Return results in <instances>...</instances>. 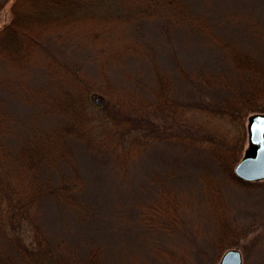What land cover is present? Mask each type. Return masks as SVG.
Wrapping results in <instances>:
<instances>
[{"label":"rangeland","instance_id":"374dc122","mask_svg":"<svg viewBox=\"0 0 264 264\" xmlns=\"http://www.w3.org/2000/svg\"><path fill=\"white\" fill-rule=\"evenodd\" d=\"M0 1L1 29L14 14L10 9L13 0ZM180 1L189 15L186 21L172 15L144 16L131 31L146 56L171 79L169 98L183 107L202 109L231 93L205 80L233 70L222 42L264 64V0ZM38 50L45 58L78 67L89 80L99 74L93 48L77 49L44 35L38 40ZM102 67L119 90L129 87L126 77L140 73L148 78L150 74L145 56H128L125 71H117L107 61ZM30 72L31 81L42 79L40 69ZM0 100L15 116L1 136L4 150L15 159L18 147L37 135L30 117L36 108L24 101L18 88L0 86ZM92 100L96 101L95 96ZM109 103L103 113L108 115L104 124L110 131L134 124L157 137L125 161L115 159L106 149L93 151L78 137H68L75 171L60 165V171L51 169L46 174L53 183L74 192L73 198L80 202L69 206L55 194H43L32 216L4 206L0 250L10 251L6 237H13L21 244L19 250L38 256L44 264H82L94 246L100 248L105 264H217L226 249L235 248L241 253L240 264H264V179L248 183L240 179L242 185L238 184L210 159L207 144L191 141L200 133L193 125L202 123L206 132L222 136L216 141L222 146L235 138L236 123L193 108L180 111L185 123H177L161 111L125 114L114 111ZM252 113L242 122L244 148L247 118ZM76 180L80 185L72 186Z\"/></svg>","mask_w":264,"mask_h":264},{"label":"trees","instance_id":"16d2710c","mask_svg":"<svg viewBox=\"0 0 264 264\" xmlns=\"http://www.w3.org/2000/svg\"><path fill=\"white\" fill-rule=\"evenodd\" d=\"M182 3L180 0H13L10 6L13 20L0 29V60L3 62L0 86L10 90L18 88L24 101L37 109L30 117L38 132L36 137L18 147L13 155H17L15 159H10L1 136L7 133L15 116L0 100V221L6 205L32 216L43 194H55L62 201H68L69 206L80 202L73 198L74 192L53 183L46 174L51 169L60 171V165L75 171L68 137L82 139L95 152L106 149L119 161L138 153L149 140L157 137L134 124L116 133L110 131L104 124L108 115L103 113L108 101L114 111L125 114L136 111L144 115L161 111L177 123H185L180 111L191 108L215 118L228 117L239 127L233 140L219 146L218 137L222 136L208 133L204 124L196 123L193 127L200 133L192 136L191 141L207 144L210 159L219 164L226 176L242 185L233 167L245 149L242 122L249 113L264 111V64L249 53L231 47L235 45L222 42L233 70H229L228 75L217 73L205 80L208 85L213 82L229 89L228 97L218 103L208 102L203 110L183 107L169 98L173 87L171 79L165 71H159L151 57L146 56L145 49L142 51L134 40L131 26L144 16L172 15L178 21H186L189 15ZM2 4L0 1V6ZM44 35L67 41L77 49L93 48L98 76L89 80L78 67L45 58L38 50V40ZM128 56L135 59L145 56L150 67L149 77L143 78L140 73L131 75L125 78L130 82L127 89H115L111 74L102 67L103 61L117 66V71H125L123 66ZM98 58L102 62L97 63ZM35 68L43 73L37 83L31 81L35 71L29 73ZM93 96L96 101L92 100ZM113 96L116 97L111 101ZM76 182L79 184L76 180L72 186ZM2 228L0 224V231L5 229ZM5 235L9 236L8 232ZM6 238H10V251L0 250V264L45 263L24 249L19 250L21 244L13 237ZM81 263L105 264L100 248H90Z\"/></svg>","mask_w":264,"mask_h":264},{"label":"water","instance_id":"95a60500","mask_svg":"<svg viewBox=\"0 0 264 264\" xmlns=\"http://www.w3.org/2000/svg\"><path fill=\"white\" fill-rule=\"evenodd\" d=\"M247 147L234 166V174L244 181L264 179V111L252 113L246 123ZM241 253L226 249L217 264H240Z\"/></svg>","mask_w":264,"mask_h":264}]
</instances>
